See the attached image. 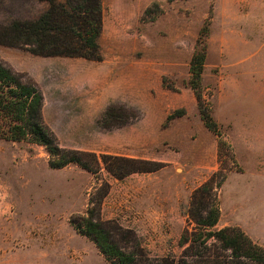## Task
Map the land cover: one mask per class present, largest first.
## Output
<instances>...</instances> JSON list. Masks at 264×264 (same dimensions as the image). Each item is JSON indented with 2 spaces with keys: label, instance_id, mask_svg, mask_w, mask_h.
<instances>
[{
  "label": "rangeland",
  "instance_id": "374dc122",
  "mask_svg": "<svg viewBox=\"0 0 264 264\" xmlns=\"http://www.w3.org/2000/svg\"><path fill=\"white\" fill-rule=\"evenodd\" d=\"M262 4L102 0L101 61L35 55L0 44V62L40 92L41 120L57 144L94 153L100 162L97 173L76 163L53 168L43 145L0 139V264H110L76 228L89 208L122 251L151 260L141 264L229 259V249L199 236L190 208L198 188L214 174L215 186L236 167L228 137L230 61L243 58L251 24L246 14L259 18ZM48 5L49 0H0V26L36 18ZM148 7L153 19L144 13ZM200 36L206 45L201 92L220 126L221 148L189 84ZM109 105L124 107L125 124H100ZM177 110L184 113L168 120ZM102 154L163 166L119 180L104 168ZM213 190L210 198L197 199L217 201L220 210L219 189ZM224 227L235 226L217 222L209 229Z\"/></svg>",
  "mask_w": 264,
  "mask_h": 264
},
{
  "label": "trees",
  "instance_id": "16d2710c",
  "mask_svg": "<svg viewBox=\"0 0 264 264\" xmlns=\"http://www.w3.org/2000/svg\"><path fill=\"white\" fill-rule=\"evenodd\" d=\"M172 2L173 0H168ZM160 10L156 3L152 4ZM102 0H49L48 7L36 18H14L8 25L0 26V44L24 49L35 55L80 57L101 61L102 54L98 39L102 31ZM145 15L153 19L155 11L148 7ZM198 48L190 61L189 84L193 89L205 126L218 137V147L224 145L220 126L212 117L201 92V76L206 58V45L200 36ZM42 96L32 84L23 83L17 75L0 62V139L27 140L43 145L49 155V165L61 168L70 163L97 173L100 169L98 155L89 152L68 150L57 144L52 133L41 120ZM124 107L109 105L104 111L100 124L112 127L125 124L121 120ZM184 113L177 110L168 115L171 120ZM231 148V147H230ZM104 168L115 178L122 180L137 172H154L163 165L154 161L123 156L99 155ZM159 164V165H158ZM215 174L210 181L196 190L192 199L190 216L195 219L204 239L213 237L224 249H229V259L217 257L214 260L202 257L205 264H264V247L254 243L236 227L209 229L216 225L220 216L216 205L207 200L204 203L197 195L210 198L213 188L219 189L225 176L213 185ZM204 211L205 215L200 212ZM199 213V214H198ZM74 222V221H73ZM79 232L93 240L110 264H141L151 261L143 254L124 252L110 240L103 224L95 219V210L89 208L81 224L75 223ZM175 264L174 262H172Z\"/></svg>",
  "mask_w": 264,
  "mask_h": 264
},
{
  "label": "crops",
  "instance_id": "0c3cea01",
  "mask_svg": "<svg viewBox=\"0 0 264 264\" xmlns=\"http://www.w3.org/2000/svg\"><path fill=\"white\" fill-rule=\"evenodd\" d=\"M260 8L259 18L246 14L251 24L243 58L230 61L228 137L236 167L219 188L218 222L264 245V4Z\"/></svg>",
  "mask_w": 264,
  "mask_h": 264
}]
</instances>
